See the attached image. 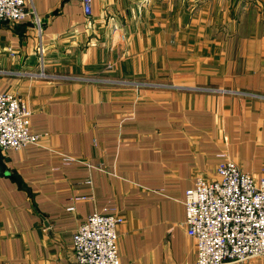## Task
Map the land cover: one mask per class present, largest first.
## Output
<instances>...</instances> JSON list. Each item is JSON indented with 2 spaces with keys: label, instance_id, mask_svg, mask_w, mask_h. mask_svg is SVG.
Here are the masks:
<instances>
[{
  "label": "crops",
  "instance_id": "1",
  "mask_svg": "<svg viewBox=\"0 0 264 264\" xmlns=\"http://www.w3.org/2000/svg\"><path fill=\"white\" fill-rule=\"evenodd\" d=\"M29 1L40 26L0 21V92L41 139L0 149V264H77L95 213L123 216L122 264H196L187 190L264 168V0Z\"/></svg>",
  "mask_w": 264,
  "mask_h": 264
},
{
  "label": "built area",
  "instance_id": "2",
  "mask_svg": "<svg viewBox=\"0 0 264 264\" xmlns=\"http://www.w3.org/2000/svg\"><path fill=\"white\" fill-rule=\"evenodd\" d=\"M79 1L87 16L93 0ZM29 0H0V21L41 18ZM27 102L10 92H0V149H22L40 141L30 130ZM212 180L199 177L186 192L188 233L196 239V264H244L264 257V168L257 179L232 160L221 161ZM119 214L95 213L82 220L73 236L77 264H122L119 254Z\"/></svg>",
  "mask_w": 264,
  "mask_h": 264
},
{
  "label": "rangeland",
  "instance_id": "3",
  "mask_svg": "<svg viewBox=\"0 0 264 264\" xmlns=\"http://www.w3.org/2000/svg\"><path fill=\"white\" fill-rule=\"evenodd\" d=\"M230 160H232V159H230ZM232 161H234V160H232ZM235 162V161H234ZM236 163V162H235ZM238 165V164H237ZM239 166V165H238ZM241 169V168H240ZM197 252H198V248H197ZM75 253V252H74ZM260 258H264V257H260ZM252 259V258H251ZM197 263V262H196Z\"/></svg>",
  "mask_w": 264,
  "mask_h": 264
}]
</instances>
